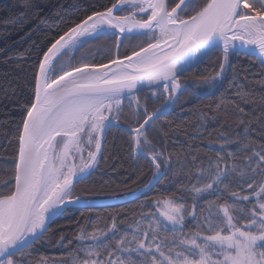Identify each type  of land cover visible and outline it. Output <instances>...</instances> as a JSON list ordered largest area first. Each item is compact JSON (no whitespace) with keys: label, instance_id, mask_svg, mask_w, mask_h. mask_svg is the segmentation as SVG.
<instances>
[{"label":"snow or ice","instance_id":"snow-or-ice-1","mask_svg":"<svg viewBox=\"0 0 264 264\" xmlns=\"http://www.w3.org/2000/svg\"><path fill=\"white\" fill-rule=\"evenodd\" d=\"M24 7H31L28 0ZM27 19L22 12L4 23ZM101 37L111 40L102 58L77 61L75 53ZM213 55L215 75L196 73V87L226 81L236 90L234 126L215 131L210 155L188 153L189 168L175 181L179 198H169L165 188L162 199L145 194L131 222L118 213L98 227L100 217H82L71 237L63 228L53 231L70 205L91 207L77 186L99 166L113 127L128 133L137 159L155 169L154 179L167 175L171 162L150 130L193 87L182 77ZM250 61L264 69V0L89 4L40 48L26 87L13 92L18 119L3 145L11 159H0V264H264V105L259 114L246 110L251 92L238 83L240 74L247 79ZM147 99L163 103L149 111ZM49 233L58 239L47 243L65 249L64 257L40 255Z\"/></svg>","mask_w":264,"mask_h":264},{"label":"trees","instance_id":"trees-1","mask_svg":"<svg viewBox=\"0 0 264 264\" xmlns=\"http://www.w3.org/2000/svg\"><path fill=\"white\" fill-rule=\"evenodd\" d=\"M25 2L26 0H0V159H11V149L5 156L3 145L7 143L4 137L13 128V120L18 119L15 108L17 97L13 92L18 96V88L26 87L24 76L30 77L28 69L35 61L40 48L57 32H62L67 25L83 16L89 4L106 0H28L30 8L24 7ZM22 12H26L28 17L22 25L4 23L11 16H21ZM140 42L137 39L132 43L135 45ZM108 46H111L108 37L91 41L75 53L77 61L84 56L89 57V62H92L93 57L101 59L103 50ZM216 63V57L213 55L182 79L194 87L199 81L195 79L196 73L211 77L215 74ZM247 69L246 80L243 74L238 75V83L243 81L239 83V87L251 92L243 106L246 110L254 108L259 114L260 107L264 105V86L261 84L264 78H261L259 73L264 69H260L254 61L247 62ZM193 87L175 103L171 111L154 122L155 131L150 130L153 142L157 143L158 148L165 150L164 154L171 162V170L166 167L161 170H167V175L162 177L151 191L130 202L90 208L70 207L71 210L64 217L57 218L58 223L53 225V231L59 232V229L63 228V234L71 237L77 231L76 222L82 217L84 220L88 217H100L96 222L98 227L103 226L107 217L117 216L118 213L125 214L128 218L126 222H131L145 201V194L149 200L162 199L161 193L165 188L169 189L168 193H165L169 198L173 194L179 198V192L176 191L179 185L175 184V181L180 178L182 167L189 168L188 153L195 148L201 156L211 154L207 144L215 138V131L225 126H234L233 101L238 99L236 90L230 88L226 81L212 93H196ZM147 96V92L142 94V97ZM162 103V100L154 102L153 99H147L148 110L153 111ZM130 122L121 121V124L126 127ZM201 124L207 131L200 127ZM208 133H213V136L210 137ZM190 170L195 171L194 168ZM154 174L155 169L147 159H137L129 143L128 133L121 127H113L107 133L99 166L87 181L77 186V192L86 200L121 198L151 184ZM187 224L191 227L194 222L189 218ZM52 239H58V236L53 237L49 233L44 238L45 243L38 245L40 255L64 257L65 249L47 243Z\"/></svg>","mask_w":264,"mask_h":264},{"label":"water","instance_id":"water-1","mask_svg":"<svg viewBox=\"0 0 264 264\" xmlns=\"http://www.w3.org/2000/svg\"><path fill=\"white\" fill-rule=\"evenodd\" d=\"M203 63L199 64L197 66V68L199 66H201ZM169 111L170 110L165 111V114L168 113ZM160 179L161 178H156L151 184H153L155 186L156 183L160 181ZM148 191H149L148 189L143 188L141 190H138L136 192H133V193H131L129 195H126L124 197H121V198H110V199H102V200H86V201H87V203H89L91 205V207H100V206H107V205H116V204H122V203H126V202L133 201V200L141 197L144 193H146ZM70 207H81V206L80 205H70Z\"/></svg>","mask_w":264,"mask_h":264},{"label":"rangeland","instance_id":"rangeland-1","mask_svg":"<svg viewBox=\"0 0 264 264\" xmlns=\"http://www.w3.org/2000/svg\"><path fill=\"white\" fill-rule=\"evenodd\" d=\"M70 55H72L71 53H70ZM66 60L68 59V57H66L65 58ZM215 75V74H214ZM213 75V76H214ZM201 82L200 81H198L196 84H195V86L193 87V89L196 91V93H212V92H214L215 90H217L220 86L218 85L216 88H213V89H209V88H207L206 86H201V87H196V85L197 84H200ZM194 91V92H195ZM142 102H143V100H142ZM166 166H164V167H162V169L161 170H163V168H165Z\"/></svg>","mask_w":264,"mask_h":264}]
</instances>
